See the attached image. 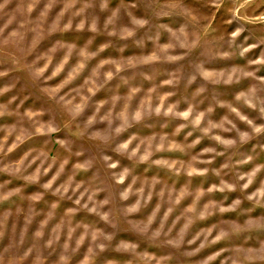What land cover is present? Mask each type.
Here are the masks:
<instances>
[{"label": "clouds", "instance_id": "9594fccd", "mask_svg": "<svg viewBox=\"0 0 264 264\" xmlns=\"http://www.w3.org/2000/svg\"><path fill=\"white\" fill-rule=\"evenodd\" d=\"M0 264H264V0H0Z\"/></svg>", "mask_w": 264, "mask_h": 264}, {"label": "rangeland", "instance_id": "374dc122", "mask_svg": "<svg viewBox=\"0 0 264 264\" xmlns=\"http://www.w3.org/2000/svg\"><path fill=\"white\" fill-rule=\"evenodd\" d=\"M77 38H79V37H77Z\"/></svg>", "mask_w": 264, "mask_h": 264}]
</instances>
